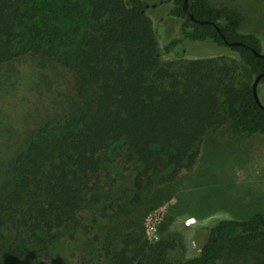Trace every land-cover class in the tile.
<instances>
[{"label":"trees","instance_id":"1","mask_svg":"<svg viewBox=\"0 0 264 264\" xmlns=\"http://www.w3.org/2000/svg\"><path fill=\"white\" fill-rule=\"evenodd\" d=\"M161 2L169 6L152 21L146 0H0V80L22 61L44 74L42 85L1 98L14 100L0 142V264H212L222 237L240 247L264 241V212L203 226L199 251L179 262L164 259L140 225L120 237L98 232L99 221L116 225L160 199L193 168L209 129L227 120L264 136L252 92L260 73L264 86V56L254 53L264 43L242 31L240 11L188 0L209 21L199 23L183 0ZM166 17L182 21L181 36L164 33ZM184 40L236 58L185 59Z\"/></svg>","mask_w":264,"mask_h":264},{"label":"rangeland","instance_id":"2","mask_svg":"<svg viewBox=\"0 0 264 264\" xmlns=\"http://www.w3.org/2000/svg\"><path fill=\"white\" fill-rule=\"evenodd\" d=\"M146 1V14L152 21L169 6L161 2L153 7L156 0ZM213 1L216 4L228 1L242 15V31L255 33L264 43V0ZM163 31L167 36H181L182 21L166 17ZM184 46L185 59L211 56L236 58L226 48L215 46L209 41L184 40ZM262 50L264 52V44ZM172 60L174 58L171 56H163L161 62L168 65ZM31 67L22 61L15 64V73L1 70L4 74L1 73L0 100L8 95L12 97L14 92L19 95L23 89L42 85L43 72L32 70ZM60 88L65 90L64 87ZM257 91L264 104V86L258 84ZM9 99L1 100L0 104V142L10 134L4 124L7 104L14 100L8 102ZM263 212L264 136L236 131L226 120L205 133L193 168L181 170L178 177L163 188L160 199L157 197L151 203L137 205L126 219L116 214L120 220L116 225H102L99 221L97 226H101L98 232H102V235L115 233L120 237L137 229L132 224L140 225L144 227L149 243L164 247V259L179 262L199 251L204 238L203 226L213 224L220 218L245 220L254 213ZM139 215L140 218L136 217ZM263 249L264 241H249L240 247L222 237L219 254L212 264H264ZM78 260L73 259L74 262ZM87 260L99 264L107 261Z\"/></svg>","mask_w":264,"mask_h":264},{"label":"water","instance_id":"3","mask_svg":"<svg viewBox=\"0 0 264 264\" xmlns=\"http://www.w3.org/2000/svg\"><path fill=\"white\" fill-rule=\"evenodd\" d=\"M148 6V5H147ZM153 7L156 6V4H153L152 5ZM183 9L185 11L188 12V15L190 16V18L194 21H198L199 23H209V21L207 20H197L189 11H188V0H183ZM217 27V26H216ZM217 29L219 30V28L217 27ZM225 43H227L229 46H232V45H237V44H240V42H228L224 36H222ZM255 55L257 56H261L263 57L264 56V53H260V52H257V51H254ZM263 75V73H260L256 76V78L254 79L253 83H252V92H253V97L255 99V101L257 102V104L264 109V105L261 103L260 99H259V96H258V93H257V86H258V82L261 78V76Z\"/></svg>","mask_w":264,"mask_h":264}]
</instances>
